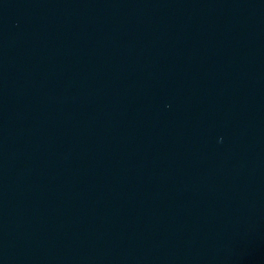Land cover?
<instances>
[{"label":"water","instance_id":"1","mask_svg":"<svg viewBox=\"0 0 264 264\" xmlns=\"http://www.w3.org/2000/svg\"><path fill=\"white\" fill-rule=\"evenodd\" d=\"M0 264H264V0H0Z\"/></svg>","mask_w":264,"mask_h":264}]
</instances>
